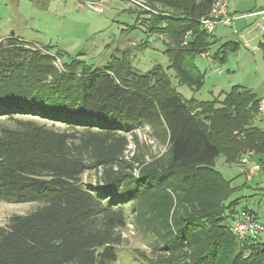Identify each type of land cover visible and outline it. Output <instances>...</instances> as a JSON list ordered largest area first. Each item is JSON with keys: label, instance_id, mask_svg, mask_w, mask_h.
Segmentation results:
<instances>
[{"label": "trees", "instance_id": "trees-1", "mask_svg": "<svg viewBox=\"0 0 264 264\" xmlns=\"http://www.w3.org/2000/svg\"><path fill=\"white\" fill-rule=\"evenodd\" d=\"M146 1L150 10L132 11L164 36L167 69L200 89L195 58L217 42L200 19L215 0ZM43 48L0 40V200L41 202L0 227V264H118L130 224L151 240V254L137 250L142 264H264V232H234L231 180L215 166L220 155L236 163L264 153L253 89L186 98L163 65L135 67L131 48L104 67L58 64L61 52ZM237 48L224 42L214 57ZM147 126L165 149L128 155L130 135L138 146Z\"/></svg>", "mask_w": 264, "mask_h": 264}, {"label": "rangeland", "instance_id": "rangeland-1", "mask_svg": "<svg viewBox=\"0 0 264 264\" xmlns=\"http://www.w3.org/2000/svg\"><path fill=\"white\" fill-rule=\"evenodd\" d=\"M228 1L230 12L236 16L264 7V0ZM135 8L129 0H0V40L15 34L43 50L46 46L52 53L61 52L59 64L62 60L81 58L95 67L106 66L113 57L121 56L124 50L131 48L130 59L140 71L146 72L157 64L167 69L169 58L164 53V36L149 34L146 18L132 11ZM252 20L237 18L233 27L219 24L215 35L223 41L237 40L233 42L238 43V48L228 49L225 60L215 58L214 54L223 43L218 41L211 47L210 55L201 54L195 58L205 73L200 89L180 83L175 72L167 69L173 85L184 97L200 100L223 98L225 92L238 84L264 95V45L255 52L243 41L239 42L235 33L236 30L247 33L253 27L254 23L248 25ZM254 35L248 33L247 36ZM262 40L264 35L256 37L251 45H259ZM143 41H148L146 47L136 46ZM255 123L264 126V116H259ZM58 125L65 127L61 123ZM137 132L139 144L136 146L130 135L128 155L137 150L149 157L165 149L152 138L148 126ZM252 154H245L241 162L236 163H228L224 155H220L215 166L231 180L233 191L227 203L233 201L235 216L248 209L264 225V153ZM256 165L260 168L249 177ZM40 204L39 201L12 203L0 200V227L11 215L29 213ZM123 237L122 244L117 247L118 264H142L137 250L151 254V240L139 234L132 224L123 229Z\"/></svg>", "mask_w": 264, "mask_h": 264}, {"label": "built area", "instance_id": "built-area-1", "mask_svg": "<svg viewBox=\"0 0 264 264\" xmlns=\"http://www.w3.org/2000/svg\"><path fill=\"white\" fill-rule=\"evenodd\" d=\"M135 6H138L141 9H148L149 7L146 0H129ZM249 18L254 17L253 27L247 33H239V30H236V34L243 41L247 47L251 48L253 51L257 52L261 49V45H264V40L260 41L259 45H251L252 41L261 35H264V9L253 11L250 13H243L240 16L231 14L229 10V1L228 0H215L212 6L211 11L208 15L200 19L201 25L207 29L209 32H214L219 24H224L227 26H233L237 18ZM248 33L255 34L254 37L249 38ZM202 55H210L209 51L203 52ZM60 58L57 59L59 64ZM221 72V70H219ZM259 111L264 116V96L259 98ZM250 154V153H249ZM244 157V156H243ZM260 166L256 165L255 168L249 173L251 177L254 172L259 169ZM233 230L241 239H245L248 236H256L264 232V225L259 223L253 214L249 211H242L239 216H237L233 223Z\"/></svg>", "mask_w": 264, "mask_h": 264}, {"label": "crops", "instance_id": "crops-1", "mask_svg": "<svg viewBox=\"0 0 264 264\" xmlns=\"http://www.w3.org/2000/svg\"><path fill=\"white\" fill-rule=\"evenodd\" d=\"M262 9H264V7L260 8V9H257V10H252L251 12H253V11H258V10H262ZM230 13L233 14L232 12H230ZM249 13H250V12H249ZM242 14H243V13H242ZM240 18H243V17H240ZM249 18H253V20H252L251 22L248 23V25H251L252 23H254L255 18H254V17H249ZM249 18H243V19L246 20V19H249ZM236 20H237V19H236ZM236 20H235V21H236ZM220 25H224V24H220ZM220 25H218V26H220ZM218 26H217V28H218ZM224 26H227V25H224ZM229 27H233V26H229ZM217 28H216V29H217ZM216 29H215V31H216ZM215 31L213 32V38H214V36H216L214 40H216L217 42L220 41L221 43H222V42L224 43V42H227V41H232V42H233V41H237V40H233V39L223 41L221 38H219L217 35H215V34H216ZM238 39H239V42H240V38H239V37H238ZM238 85H239V84H238ZM251 89H252V88H251ZM257 94H258V93H257ZM262 96H264V95H263V94H260V95L258 94V98H260V97H262ZM250 154H251V153H250ZM253 154H255V153H253ZM253 154H252V155H253Z\"/></svg>", "mask_w": 264, "mask_h": 264}]
</instances>
